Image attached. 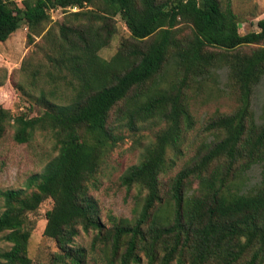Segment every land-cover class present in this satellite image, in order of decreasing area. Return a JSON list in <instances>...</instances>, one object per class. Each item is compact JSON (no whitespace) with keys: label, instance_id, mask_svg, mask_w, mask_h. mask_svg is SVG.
<instances>
[{"label":"trees","instance_id":"1","mask_svg":"<svg viewBox=\"0 0 264 264\" xmlns=\"http://www.w3.org/2000/svg\"><path fill=\"white\" fill-rule=\"evenodd\" d=\"M19 2L0 0V42L22 20L28 44L48 36L43 63L28 73L31 85L41 84L36 93L26 92L43 113L12 115L0 106V137L10 123L19 143L47 130L58 152L28 178L26 189L0 190V233L10 243L0 251V264H28V214L45 198L52 206L43 235L57 247L48 264L92 258L104 264H264V120H257L251 103L264 76V17L257 30L242 34L231 0ZM56 8L66 15L52 38L45 25ZM117 15L130 35L105 59L99 51L117 31ZM224 70L237 105L206 121L213 138L163 193L161 175L175 165L195 125L189 92ZM148 122L159 126L153 140L120 176L144 196L132 218L109 214L107 224L90 187L123 130L137 132ZM255 165L260 179L245 188ZM192 179L198 181L193 190ZM79 227L95 230L89 249L74 244Z\"/></svg>","mask_w":264,"mask_h":264},{"label":"rangeland","instance_id":"2","mask_svg":"<svg viewBox=\"0 0 264 264\" xmlns=\"http://www.w3.org/2000/svg\"><path fill=\"white\" fill-rule=\"evenodd\" d=\"M16 1L20 3L19 0ZM231 5L240 18V33L258 29L256 22L264 17V0H231ZM69 10L77 9L68 8ZM65 15L66 12L61 8L50 10V21L45 25V31L50 30V37L57 38L59 29L56 23ZM182 26L183 31L189 30L187 25ZM116 27L117 31L110 43L99 51L105 59H109L116 52L123 39L129 38V30L119 15L116 16ZM27 32L26 23L22 20L18 29L7 40L0 42V82L3 81L0 85V106L8 109L12 115L25 112L34 116L43 113V109L33 103L26 92L36 93L37 86L41 84V79L38 78L37 86L31 85L28 73L43 63V47L48 43V36H34L33 42L28 44ZM189 94L195 125L185 135L181 144L182 153L176 159L175 165L161 175L163 193L169 189L171 179L189 162L198 147L213 138L211 132L204 129L206 121L214 112L227 113L237 105V91L229 86L225 70L220 71V75L215 79L197 86ZM251 103L257 120H264V76L254 88ZM158 127L153 122H148L137 132L124 129L123 139L104 158L97 174L96 186H91L89 191L98 202L103 222L108 224L109 214L116 217H133L144 192L137 186L126 187L121 183L120 176L128 166L138 162L144 147L153 140ZM12 135L13 126L10 123L0 137V190L26 189L28 178L33 173L40 172L58 152L55 138L50 131L36 130L28 142L22 143L16 142ZM169 155H172V151H169ZM245 177V188L253 187L260 179L259 166H253L246 172ZM190 186L192 190L196 189L197 179H192ZM51 206L52 200L45 198L36 210L28 214V219L33 224L28 243V264H48L51 252L57 250L55 242L43 235L45 212ZM2 209L3 200L0 196V212ZM94 234L93 229L84 231L79 227L74 244L89 249ZM2 236L0 233V251L10 246ZM87 264L104 263L92 258Z\"/></svg>","mask_w":264,"mask_h":264},{"label":"built area","instance_id":"3","mask_svg":"<svg viewBox=\"0 0 264 264\" xmlns=\"http://www.w3.org/2000/svg\"><path fill=\"white\" fill-rule=\"evenodd\" d=\"M73 9H76L75 7Z\"/></svg>","mask_w":264,"mask_h":264}]
</instances>
